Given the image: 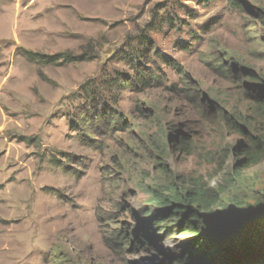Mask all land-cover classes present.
Instances as JSON below:
<instances>
[{
	"label": "rangeland",
	"instance_id": "1",
	"mask_svg": "<svg viewBox=\"0 0 264 264\" xmlns=\"http://www.w3.org/2000/svg\"><path fill=\"white\" fill-rule=\"evenodd\" d=\"M125 59L158 80L122 87ZM250 72L264 75V0H0V264H171L194 240L175 226L114 242L153 238L167 182L220 193L212 214L233 224L264 199V157L240 166L247 141L222 122ZM89 92L124 131L89 119Z\"/></svg>",
	"mask_w": 264,
	"mask_h": 264
},
{
	"label": "trees",
	"instance_id": "2",
	"mask_svg": "<svg viewBox=\"0 0 264 264\" xmlns=\"http://www.w3.org/2000/svg\"><path fill=\"white\" fill-rule=\"evenodd\" d=\"M23 55L27 61L42 65H53L59 61L62 63L83 61V58H72L62 54L45 56L24 52ZM154 55L163 61L160 54L155 52ZM130 59L125 61L134 72V76L121 77L122 87L131 88L138 85L145 88L150 87V82L158 80L154 73L134 64L135 62ZM165 63L174 64L168 59ZM223 69L222 65L216 68L217 71ZM249 79L252 83L242 90L244 103L242 110L231 114L225 113L222 116L225 127L247 141L245 145L240 144L239 154L242 157L240 166L264 157V75L250 72ZM85 98L84 109L90 114L91 121L103 123L110 127L112 132L124 131L123 116L111 109L113 106L98 100L93 92L87 93ZM179 139L182 140L181 136ZM159 167L162 168L161 165ZM151 196L155 201V209L150 212L147 219L153 238L148 237V232L144 231L145 233L135 237L137 242L134 243L126 241L124 234H118L114 237L116 244V241L122 239L130 250L136 243L141 246H152L162 235L170 234L167 228L172 225L178 234L192 235L194 240L186 248L178 251L176 256L168 257L171 264H264V199L251 206L231 224L229 218L212 214L213 208L220 203V193L199 188L194 182L188 187L181 183L167 182L155 187L151 191ZM104 240L108 242L107 238ZM161 262L165 264L164 261Z\"/></svg>",
	"mask_w": 264,
	"mask_h": 264
}]
</instances>
